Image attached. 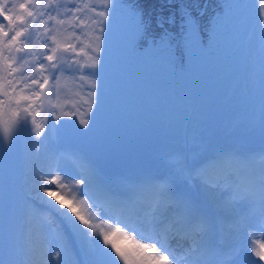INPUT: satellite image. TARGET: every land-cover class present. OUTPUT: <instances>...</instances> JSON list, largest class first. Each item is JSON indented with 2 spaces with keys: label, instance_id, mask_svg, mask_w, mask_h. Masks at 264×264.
<instances>
[{
  "label": "snow or ice",
  "instance_id": "obj_1",
  "mask_svg": "<svg viewBox=\"0 0 264 264\" xmlns=\"http://www.w3.org/2000/svg\"><path fill=\"white\" fill-rule=\"evenodd\" d=\"M117 6L116 0H104L101 10H97L98 6L89 8L102 19H92L94 36L88 44L78 48L77 44L83 42L75 29L83 28L85 21L77 13L88 5L78 4L77 0H48L46 7L57 15L48 13L47 19H43L45 13L34 10L35 0H0V17L8 22L7 30L0 23V71L4 73L0 76V95L4 97L0 99V116L10 113L8 123L17 124L12 140H0L5 154L12 156L14 141L21 134L25 136L26 208L22 225L17 215L14 216L7 238L5 264H66L65 258L72 254L74 243L78 244L84 259L73 264H94L95 258L100 256L105 257L108 264H178V259L183 264H264V242L257 246L255 235L260 232L259 239L264 241V148L251 156L220 151L194 160L192 164L177 161L174 169L177 179L185 183L199 182L205 194V202L201 204L177 191L174 181L116 190L95 164L59 147L63 132L84 137L92 128L99 107L100 71ZM120 7H124L134 21L130 45L139 51L163 47L171 63L182 65L193 42L207 43V34L201 31L199 22L187 9L183 10L181 20L182 43L174 47L172 34L163 33L159 38L150 36V21L145 20L143 11L136 5L123 3ZM256 11L255 20L251 19L248 27V40L264 58V0H259ZM224 13L225 6L221 4L218 16ZM218 16L214 17L215 21ZM37 20L45 25L43 34L35 29L29 31ZM48 21L53 23L49 25ZM168 22H174V17ZM158 23L163 27L162 22ZM69 28L73 31L68 32ZM9 32L13 33L10 38ZM64 33L68 40L62 41L60 37ZM41 35L45 37L40 45L45 49L42 59L47 60L48 65L39 64L36 72L43 77L42 82L33 78L31 84H39L43 89L52 81L59 95L57 86L62 76L69 74L80 80L92 78L87 117L80 113L77 119H72L77 116L76 111H62L61 115L67 118L62 121L53 112L54 118L49 119L43 137L35 118L31 122L35 125L34 132L27 119L34 111L32 97L40 99L41 93L33 91L29 96L24 94V88L19 92L16 89L19 81L28 80L23 69L29 61L21 57L20 66L13 68L16 58L11 55L25 51L21 45L33 44ZM72 37H75L74 43L69 42ZM86 49H90V53ZM81 56H86L90 63H82L78 59ZM17 72L20 76H13ZM45 72L48 75H44ZM9 76L13 79H7ZM21 113L24 119L17 123ZM260 128L264 136V119ZM37 201L45 206L39 211L34 206ZM105 221L109 222L108 230L101 227ZM117 235L131 240L133 247L122 248L113 239ZM172 240L182 241L179 251L169 242Z\"/></svg>",
  "mask_w": 264,
  "mask_h": 264
},
{
  "label": "rangeland",
  "instance_id": "obj_2",
  "mask_svg": "<svg viewBox=\"0 0 264 264\" xmlns=\"http://www.w3.org/2000/svg\"><path fill=\"white\" fill-rule=\"evenodd\" d=\"M19 2H24V0H19ZM47 2L48 0H35L37 6L34 10L44 12L45 16L41 17L43 19H47L48 13L53 16L57 15L55 11L46 7ZM77 3L89 6L77 13L85 21L83 28L75 29L83 42L77 44V47L80 48L88 44L90 38L94 36L92 29L95 25L91 21L95 19L92 17V13L95 12L90 11L89 8L98 6L97 10H101L104 0H77ZM258 3L259 0H248V2L242 0L232 21L233 24L228 28L229 31L216 36L215 51L212 53L209 63L202 59V57L204 58L203 46L198 40L190 45L189 56L185 57V62L190 65L189 84L181 86L179 92H174L171 101L169 99L166 104L140 101L144 94L157 95L159 92L169 89V82L162 69L155 67L156 70H138L136 67L126 66L128 70L122 73L124 66L109 65L107 68L105 67L112 64L114 60L122 59L127 45L131 41L134 21H127L128 17L125 19L116 18L114 14L121 17L120 9L123 7L116 8L111 24L115 22L120 27L123 23L126 29L117 32L109 28L104 62L100 71L99 107L93 119L92 128L84 137H77L71 132H63L59 147H72L86 161L92 162L99 169L100 167L104 168L101 174L106 175L105 180L111 187L120 191L127 190L125 186L127 183L141 184V180L148 175L140 169L146 171L149 167L168 171V182L181 183L182 180L177 179L174 170L176 162L186 160L192 164L194 160L199 161L210 154L217 143L225 147V152L237 147L244 149L248 154L258 152L260 147L264 146V136H262L260 128L261 121L264 119V58L248 40V27L251 19L255 20ZM41 5H45V7H41ZM30 10H32L31 5ZM100 19L102 18L100 17ZM100 19L96 18V20ZM1 20L0 23L7 30L8 24L3 21V18ZM48 23L51 25L53 22L48 21ZM35 28L43 34L45 25L39 24L37 20ZM72 31L73 29H68V32ZM44 39L45 37L41 35V39L34 40L33 44L21 45L27 49L29 55L26 58L29 64L25 65L23 69L24 74L28 75V80L19 81L16 84L17 92L24 88L25 95L31 96L33 91L41 93L40 99L32 97L34 111L30 109L33 114L29 115L27 119L33 132L36 130L35 125H39L42 137L47 133L49 119L54 118L53 112L59 115L62 121L67 119L61 115L62 111H76L77 116L72 119H77L80 113L87 117L86 110L91 105L88 91L92 85V78L80 80L78 76L69 74L60 78L57 86L59 95H56V88H53L52 81H49V84L45 85L43 89L39 87V84H31L33 78L42 82L43 77L36 72L39 64L42 62L45 66L48 65V61L42 59L45 49L40 47ZM60 39L68 40L67 33L61 35ZM69 42L74 43L75 37H72ZM225 45L227 49L223 47ZM86 51L90 53V49H86ZM30 52L31 54H29ZM16 53L11 54L16 58V63L12 64L13 68L19 67L21 64L20 54ZM166 58L169 60L168 56ZM78 59L82 63H90L86 56H81ZM9 63L12 61L9 60ZM30 65L35 67H30ZM119 71L122 73L120 76L118 75ZM44 75H48V73L45 72ZM13 76L19 77L20 73H13ZM13 76H9L7 79H13ZM25 84H28L29 87L25 88ZM187 90L188 94L185 93ZM198 91L202 96L200 100L197 99ZM0 99H4V97L0 95ZM179 101H184L183 105L176 107L175 104ZM135 105L137 111L131 113L135 110ZM173 113H175V117ZM33 117L35 125L31 123ZM171 118L174 119L169 125ZM9 119L10 113L0 116V140L4 142L12 140L17 131V124L8 123ZM23 119L24 114L21 113L17 123ZM165 128L167 129L165 130L166 134L163 133ZM14 145L12 156H7L3 146L0 145V264H5V262L2 263L4 257L8 260L6 256L7 238L4 235L6 219L10 215V207L6 205L9 199V194L6 191L9 185L6 181V184L2 181L7 176L9 169H12L13 172H21V174L25 170L24 134L14 141ZM176 147L179 151L171 157L172 150ZM65 151L73 152L72 150ZM18 178L13 177L10 187H17L11 193L19 195L20 199L17 197L15 201L18 200L22 207L26 201L23 199L25 198L23 184ZM190 187L187 194L204 204L202 196L204 192L199 182L197 181L196 185H190ZM130 188L132 185H128V190ZM9 203L11 202L9 201ZM34 206L45 207L38 201ZM20 220H18L19 223H21ZM108 223L105 221L101 227L108 230ZM255 235L258 246L262 242L259 239L262 234L256 232ZM113 239L119 243L123 238L117 235ZM175 241L169 242L179 251V243H175ZM129 243V245H133L131 240ZM119 245L125 248L123 244ZM73 256L72 250V254L65 258L66 264H73L75 261ZM116 259L118 260V258ZM94 264H108V261L105 257L100 256L95 258Z\"/></svg>",
  "mask_w": 264,
  "mask_h": 264
},
{
  "label": "trees",
  "instance_id": "obj_3",
  "mask_svg": "<svg viewBox=\"0 0 264 264\" xmlns=\"http://www.w3.org/2000/svg\"><path fill=\"white\" fill-rule=\"evenodd\" d=\"M239 1L240 0H116V3L118 5L117 8L123 3L136 5L143 11L145 20L150 21V36L159 38L163 33L172 34L174 47L182 43L181 20L183 10L187 9L199 22L201 31L207 34V43L204 44L205 52H209V55L212 56V53L215 51L214 44L216 42V36L219 34H226L229 31L228 28L232 24L236 12L239 10L237 7ZM35 4L37 6V3ZM221 4L225 6V13L223 16H218ZM229 6L231 7L229 8ZM120 10V18L125 19L128 17L129 19H127V21H133L132 17L124 7ZM116 16L118 15L116 14ZM216 16L218 17L215 21L214 17ZM170 17H174V22H168ZM158 22H162L163 27H160ZM32 26L35 28V23L32 24ZM141 46L143 47L144 45ZM223 47L227 49L226 45ZM129 49L130 50L127 51V54L130 52L132 57L139 59L143 63L157 55L159 52L165 50L161 47L156 50L145 48V51H139L131 46ZM185 57H187L186 54ZM185 57L182 65L173 64L168 67L169 70H164L163 74L170 72L168 77L170 78L174 75L176 81L180 83V81L185 79L184 77L188 74L190 67V65L185 62ZM3 75L4 74L1 71L0 76Z\"/></svg>",
  "mask_w": 264,
  "mask_h": 264
},
{
  "label": "bare ground",
  "instance_id": "obj_4",
  "mask_svg": "<svg viewBox=\"0 0 264 264\" xmlns=\"http://www.w3.org/2000/svg\"><path fill=\"white\" fill-rule=\"evenodd\" d=\"M129 241H130V240L122 239V240L119 241L118 244L129 245V244H130ZM179 242H180V241L176 240V243H179ZM262 242H264V241H262ZM178 264H183V262H182L181 260L178 259Z\"/></svg>",
  "mask_w": 264,
  "mask_h": 264
}]
</instances>
